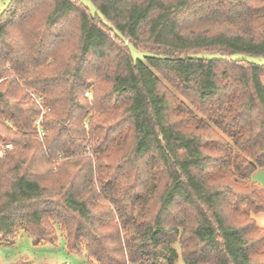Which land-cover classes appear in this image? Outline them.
<instances>
[{"label": "trees", "instance_id": "1", "mask_svg": "<svg viewBox=\"0 0 264 264\" xmlns=\"http://www.w3.org/2000/svg\"><path fill=\"white\" fill-rule=\"evenodd\" d=\"M91 1L101 15L0 12V242L60 235L88 264H264V0Z\"/></svg>", "mask_w": 264, "mask_h": 264}, {"label": "rangeland", "instance_id": "2", "mask_svg": "<svg viewBox=\"0 0 264 264\" xmlns=\"http://www.w3.org/2000/svg\"><path fill=\"white\" fill-rule=\"evenodd\" d=\"M9 0H0V12L5 7ZM86 6L89 7L92 13H98V9L92 3L91 0H81ZM101 15V14H100ZM73 41L65 44V50H71ZM131 53L133 57H142L144 52L132 45H130ZM62 51L60 54H62ZM59 54L60 59L62 55ZM65 54H63L64 58ZM66 57V56H65ZM252 60L262 61L259 57H251ZM63 60V59H62ZM64 65V62H63ZM34 96L35 93H32ZM87 95V94H86ZM90 95V93L88 94ZM92 95H90L91 99ZM38 104L42 106L41 100H38ZM43 107V106H42ZM44 108V107H43ZM42 108V113L36 118L35 125L38 129L39 137H43L45 130L42 127L43 115L46 113V109ZM3 139L5 136L2 137ZM13 143L7 141L0 142V157H2L6 150H11ZM60 160V159H56ZM252 180L263 190L264 192V167H258L252 174ZM257 224L264 227V211L253 215ZM173 246L177 252L180 253V245L178 242ZM177 264H184L182 258H178L175 261ZM0 264H88V259L85 252H70L66 248L65 238L59 235V239L55 243L49 241H38L37 237L33 234L27 233L24 230H19L15 238L9 242H0Z\"/></svg>", "mask_w": 264, "mask_h": 264}]
</instances>
